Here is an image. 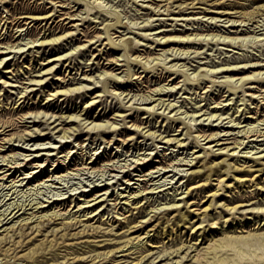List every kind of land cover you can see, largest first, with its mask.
Returning a JSON list of instances; mask_svg holds the SVG:
<instances>
[{
    "label": "rangeland",
    "instance_id": "obj_1",
    "mask_svg": "<svg viewBox=\"0 0 264 264\" xmlns=\"http://www.w3.org/2000/svg\"><path fill=\"white\" fill-rule=\"evenodd\" d=\"M92 1L95 4L92 3ZM257 1L258 0L0 1V44L3 43L2 45H5L6 42L10 40V43H14V41L15 43H18V41H20V44L14 48V50L16 49L18 52H9L0 56H7L3 63L9 59L8 68H14L13 74H15V76H12V73H6V75H3L0 71V76H2L0 77V122L7 120L8 123H11L10 126H7L8 130L6 134L9 132L17 133V137L13 138L10 142H4V140H1L3 134L0 133V144L4 145L0 151V155L2 154L0 156V168L2 167L3 170L8 171V174H6L4 178H0V264H57V262L61 264L60 261H65V263L63 262L62 264H126L131 261L134 256L140 254L141 243L144 241H148L147 243H150L151 245H148V247L151 248L144 253H147L146 257H150L148 258L149 261L151 259H153V261L155 260L154 264H194L195 262H193V258L189 259V257L198 250H193V252L190 253L191 255H188V253L195 247L200 249L201 247L210 244L215 238L223 235V230H228L227 232L229 234L236 236V238L231 239L229 245L226 246V251L230 254H225H229V256L234 255L238 258L243 255L245 256L241 261H238L237 259L234 261L233 259L229 264H252L250 263L251 260L254 262H258V260L264 261V237H261L260 235L247 236L246 231H240L241 229L238 228L239 226L245 225V229H247L249 227L248 225L251 224V229H249L251 232L264 231V226H262V228L260 227L258 230L252 228L257 225L253 224L256 220L257 222H262L264 220V174H261V177L255 179V182H257L255 184L252 180L249 181V179L253 178L256 173L254 172V169L260 167V163L264 161V135L257 136L256 138L254 137L253 139H251V136L246 139L243 135V131L246 130L248 125H255L257 123H255L253 118L248 117V115H253L254 117L255 115L258 116L260 114V119L264 117V82H247L242 88L238 87L236 88L237 90L233 91L231 85H226V82L222 81L227 79V77L232 76L231 73L221 72L216 73V75H211L209 72L205 73V70L202 69L206 67L209 69L217 68L220 70V66H228V63L232 65L239 63L243 64L244 62H248L246 65L264 63L263 26L258 27L260 30L256 34L254 31H250L246 34H239L238 37L233 40L232 37H234L235 34L228 33V29L234 30L236 27L229 26V28L226 29L224 26L219 25L220 29H218V25L214 27L212 24L211 27L209 24L207 27L211 29L203 31L204 33L201 35H197V37H205L202 41L198 40L197 43H189L183 46L173 43L158 45L156 42L138 35V33L144 34L145 32H150L151 34L148 36L152 37L157 30L173 28V25L168 24H163L153 29L142 28L144 22L146 23L147 19H151L150 17H195L203 19L215 15L217 18H225L226 16L231 19L253 17V19L258 18L260 20L262 18L261 16H264V5L258 6ZM53 3L57 9H60V12L54 11L55 14L52 17L53 19L50 18L47 19V21L44 19L41 20L40 23L38 21L39 19H36L30 24L24 25V28H22V26L14 25L13 22L16 19H13L19 16L20 13L18 12H20V10L22 11V9L26 10L28 8L40 9L45 6L47 12L54 13L52 10ZM164 3L171 5V9L175 12L165 14L166 11L164 10L162 14L159 12L152 13V8L150 7ZM99 4L102 6L100 5V7ZM145 5H149L150 7ZM162 8H164V6ZM179 8L181 10L185 9V12H182L181 10L178 11ZM191 9L193 11L189 12ZM99 10L101 11L99 12ZM207 10L209 11L207 12ZM210 11L215 12L213 13ZM68 13L76 14H72V18H68ZM258 15L261 16L259 17ZM80 17L85 18L79 19ZM21 19L22 18L19 20ZM61 21L66 23L63 28H61V25L59 24ZM177 21L185 24L183 20ZM158 22L159 21H155L154 23L158 24ZM166 22L174 24V21L171 19H166ZM110 23H115L109 27L110 32L114 31L113 38H117V40L120 38L119 43L127 41L128 46L126 49L123 48V45L114 48L111 44H107V39L104 38V36L106 35L105 29ZM222 23L226 24L224 21L220 20L216 22V24ZM49 24L51 28L54 27V35L70 31H73L74 34L64 38V40H60V42L56 43L53 48V44L39 46V42H36L37 46H35V42L31 43L34 38L42 39L41 35L45 30L44 27L49 26ZM75 24L77 25V29L72 27V25ZM55 25H57V27ZM174 27L182 28L183 26L174 25ZM185 27H197L199 28L198 30H201L204 27L206 28L205 25L202 24L201 26V23L196 22L192 25L186 24ZM240 27L241 25L237 28ZM251 28L253 27L251 26ZM258 28L256 27L255 30ZM83 29L84 32L86 30L85 33L83 32ZM102 29L103 32L100 31ZM48 32L49 30H47L46 33ZM152 32L154 34H152ZM95 33L102 34L99 40H96L97 37L93 36ZM220 33L221 35L218 36ZM10 34H12L13 37H9ZM225 34L228 37H225ZM255 35L258 37L256 38ZM8 37L10 39H8ZM89 38L91 39V42L87 41ZM137 39L139 40L138 42H136ZM27 42L29 43L26 44ZM175 48H178V52L177 50L175 52ZM133 49H135L136 52L132 53L131 58L134 55L140 54L143 58L141 62H131L128 64V62L124 60V56L126 57L127 54H130ZM187 50H191L190 54H187L189 53ZM145 51L148 53L146 54ZM172 52L174 54H172ZM161 53H164L167 56L165 64H162V59L157 63H155L156 58L152 60V57H161ZM59 54L62 58L60 60L61 62L59 61L55 64V68L58 69L55 75H53V73L47 74V77L45 76L46 79L42 84L30 85L27 92L22 90L25 95L23 92L18 93L22 86L27 84L23 82H28L26 77L29 76L30 70L32 71V75L37 74L38 71H36L35 68L37 69L39 65H42L40 62H43V64L47 62V59H43L44 57L52 59ZM178 54H181L182 57L180 55L178 56ZM106 57L108 59L110 57H119V60L116 62L118 64L115 65L113 63L112 65H109ZM232 58H234V60ZM144 61H146L145 64H142ZM54 63L55 62H53V64ZM172 63H177L178 68L183 70L180 73H172L169 70L162 68L166 65L167 69H169L168 66ZM112 67H114L113 70L111 69ZM102 69L113 71L115 74L117 73L116 75L119 77L121 76V79L119 78L120 80L118 81L115 79L116 82L114 79L112 80L110 78H104V76L102 77L101 74H98L102 72ZM258 69L264 71V67ZM3 70H5V68ZM83 70L87 73H84ZM125 70H127V72ZM90 75L91 81L82 79V77L86 76L89 78ZM241 75L242 73L233 74V77H235L230 80L233 81ZM9 76H12V78H8ZM56 77L61 78V81H64L62 83L63 86L59 85L61 81L59 82V79H55ZM75 77L76 79H74ZM170 78H174V80H169ZM2 79L8 80L11 85L13 83L18 86L7 85L6 83V85L4 83L2 84ZM20 80L22 81L20 82ZM92 81L95 82L92 83ZM81 83L87 84V87L90 88L88 90L86 87L85 89L80 88V91L77 89L75 91H68L65 94H56L55 96L49 94L57 89L74 87L75 85H81ZM57 84L59 85L58 87ZM174 84L176 85L174 86ZM247 86H258L260 89L248 88ZM159 87L164 88L161 91H155L153 89H160ZM167 87L171 90H168ZM32 88L33 90L30 91ZM109 88L110 91H108ZM102 89L104 92H102ZM96 91L101 93V95L95 98L96 102L93 100V103L95 104L93 106V103L89 102V104L88 101L92 99L91 97L94 96L93 94H95ZM106 92L109 93V95ZM220 94L221 96L216 98ZM21 95L23 96L20 97ZM148 95L152 96L153 99L158 98V100L151 102L153 99H148ZM113 96H115V98ZM226 97L227 99L223 100ZM228 97H231V99H228ZM159 98L162 100L164 99V103H174V106H170L166 109L164 107L166 104L163 103L162 105V102H160L161 104L159 103L157 107L155 105V108H158L157 112L161 111V113H163V111L166 110L165 112L167 115H165L164 112V116L167 118L157 117L156 114L144 112L142 110L144 107H149V105L151 106L154 102L156 103L159 101ZM123 100L125 102H123ZM218 100L222 101L217 105L219 107L213 108V106L216 105L215 102ZM231 100L232 102L230 103ZM118 101L121 105L117 104ZM139 105L140 107H136ZM161 105L163 107H160ZM200 107L202 109H198V111L195 110V108ZM32 109L33 111H44L40 113L41 117L39 116L36 118L37 122H32V117H28L29 113L24 119L20 118V115L23 112L32 111ZM192 109L194 110L192 111ZM256 109L260 112L259 114L254 113ZM201 110L206 113L202 114L201 118L200 116H197L198 118L195 116L197 119L195 122L192 114H201L203 113ZM241 111L244 113L242 114ZM45 112H47L48 120L46 116L43 115ZM114 112L117 115L118 113L121 115L123 113L124 116H117ZM210 112L219 113L212 116V118L209 117L211 120L204 119L211 114ZM53 113L55 116H51ZM67 114H80L78 116L79 119H75V122H70L65 125L76 126L78 130L75 131L76 133H68V137H61L62 133L57 132V129L55 130V128H52L53 125L60 121V119H57L55 122L51 121L57 117V115ZM48 115L50 116V119ZM176 115L178 117H176ZM189 115L192 117L190 118ZM218 115H221V118H217ZM229 117L232 118L233 121H229ZM79 120L83 123H80ZM133 121L137 122L136 124L139 126H142L138 127V129L135 125H132ZM93 122H103V124L99 127L95 126L94 129V127L92 128ZM111 122L113 125H117V128H114V126L110 124ZM190 122L191 124L188 125L187 123ZM84 123H86V125ZM108 123L109 125H106ZM231 124L233 125L231 126ZM45 125H49L50 127ZM261 125L259 128L263 127L262 129H264V123ZM78 126L83 128L79 129ZM239 126L243 128H238ZM28 127L31 129L32 127H36L38 130L41 128V131L48 135L42 139L32 138L31 135L24 133L30 129H28ZM179 127L181 129H179ZM188 128L189 130L191 129L189 132ZM199 128L206 132L220 131V135L222 136L220 142H224L222 144L214 145L216 141L204 143L207 139L200 140L204 146H207L208 144L213 145V148H218L219 146H224L226 144L233 146V144L229 142L234 141L235 138L240 139L242 142L239 144L240 146L238 145L236 148L232 149H236L235 152L237 155L232 158H230V155L228 158L229 161L241 167V171L235 172L234 176L242 180H235L234 185L236 186L233 188L234 191L233 189L231 191H222L223 194L216 198V202L218 203L215 202L212 208L207 210L208 214L204 220H197L198 216L195 212H186L189 213L187 219L190 217V220L187 222V220L179 219V211L175 208L178 207L182 211H185L183 207L184 199L191 197L186 192V185H189L188 182L194 175L191 174L190 171L194 168H198L202 164L204 158L205 160L208 158V156H203L204 153L202 155L203 151L199 148L200 146L194 145L193 134L197 133L198 131L195 130ZM53 129L55 131H53ZM106 129H108V131H106ZM240 129L242 130V132L240 131L241 134L239 133ZM52 131L54 133H52ZM147 131L149 132L148 134ZM182 131L185 132L183 133ZM225 132L226 134L222 135V133ZM143 133L145 134L143 135ZM33 135L36 136L38 133H34ZM162 135L165 136V138L168 136H177V138L183 137L185 145L177 146V143H168V145L164 142L165 138L164 140L161 138ZM187 135L190 136L188 137ZM186 136L187 138H184ZM50 145L55 147L46 148ZM36 154L38 155L35 157ZM259 155L261 156L260 158ZM194 156H196V158H194ZM161 159L163 162H158V160ZM189 159H192L191 163H196L192 168H189L191 164H184V161H188ZM220 159L221 157H218L215 160L218 161ZM30 160L31 163L28 162ZM166 160L169 163H172L169 164ZM133 162L135 163L133 164ZM30 164L32 165L30 166ZM126 165L128 166L127 168ZM160 166H163L164 168L166 167L168 170L165 168V170L161 169L160 171H157ZM154 167H156V169ZM243 167L250 170L243 169ZM181 168L182 170H180ZM30 170H32V172ZM163 171L166 172L163 174ZM23 173H25V176ZM60 173H62V175ZM67 173L70 175L68 176ZM14 177H16V180ZM199 177L200 176L196 177V179H199ZM202 178L203 177L201 176L200 182H203ZM16 182H18V184ZM229 182H234V179L229 180ZM211 183L209 186L201 187V195L200 193L198 195V197L200 196V199L198 197L195 199H189L195 201L199 199L191 206V208L203 209L207 206L209 200L206 199L209 196L208 194L215 190L216 180L213 179ZM194 193L195 190L193 191V195ZM95 195L97 197H95ZM91 198H93V200ZM223 202L225 203L223 204ZM237 203L247 204L240 206L237 209L238 211H233V209H231L232 211L228 210L229 207H232ZM54 212H57V215H54ZM48 215L49 217L53 216L50 219L51 221L47 219ZM200 216L202 218V214ZM76 220H78V222H75ZM69 221L71 222V225L66 224L69 223ZM190 222L195 223V226L199 225L201 227H191ZM140 227L141 229H138ZM22 228L25 230V233L20 235L23 231ZM162 229L165 230L164 233H161ZM138 234H140L141 238H134L133 244L127 243L123 246V242L127 238L135 237ZM141 239L142 241L140 243H136L137 240ZM189 245H193V248H189ZM45 246L47 248L51 247V251H54V253H47V250H45L43 255L40 254L35 257V261H32L30 257L26 256V253L29 254L31 249H33L32 253L36 251V249H38L37 251L39 253ZM178 247L181 248L176 249ZM111 249L113 250L111 251ZM106 251H108L107 256H105V254L96 256L98 252ZM199 251L202 252L203 249L201 248ZM66 252H71V254H68L65 258L63 257V254ZM53 254L57 260L53 257ZM74 255L77 256L72 258ZM146 257L138 264H148V259L146 260ZM67 259L68 261L66 262ZM120 260L123 262H119ZM177 260H179V262L176 263ZM134 262L135 259L129 264H133Z\"/></svg>",
    "mask_w": 264,
    "mask_h": 264
},
{
    "label": "bare ground",
    "instance_id": "obj_2",
    "mask_svg": "<svg viewBox=\"0 0 264 264\" xmlns=\"http://www.w3.org/2000/svg\"><path fill=\"white\" fill-rule=\"evenodd\" d=\"M0 1H2V2H4V0H0ZM100 1V0H99ZM256 1V0H255ZM95 2H97V1H95ZM258 2V6H263L264 5V0H258L257 1ZM92 3H94L93 1H92ZM2 4V3H1ZM21 4H22V2H21ZM31 4V3H30ZM95 4V3H94ZM34 5V4H33ZM101 4H99V6H100ZM23 6V5H22ZM52 10H53V12L55 11V12H60V9H57L55 6H54V3L52 4ZM89 6V5H88ZM102 6V5H101ZM100 6V7H101ZM143 6V5H142ZM145 6H148V7H150L149 5H145ZM164 6V8H162ZM41 7V6H40ZM90 7H91V5H90ZM93 7V6H92ZM96 7H97V5H96ZM100 7H98V8H100ZM88 8V7H87ZM150 8H152L151 9V11H152V13H157V12H159L160 14H162L163 12H164V10L166 11V13L165 14H170L171 12H175L173 9H171V5H168V4H166V3H164V4H158V5H156V6H154V7H150ZM19 9V8H18ZM104 9V8H103ZM155 9H156V11H155ZM106 10V9H105ZM181 9L179 8L178 9V11H180ZM45 11H46V13H45ZM88 11H89V9H88ZM101 10H99V12H100ZM182 12L184 11L185 12V9L184 10H181ZM193 10L191 9L189 12H192ZM209 10H207V12H208ZM55 12L54 13H52V12H47V9H45V6L43 7V8H40V9H38V8H28V9H26V10H23L22 9V11L20 10V12H18V13H20L19 14V16L17 17V18H14L13 20H15L13 23H14V25H17V26H22V28H24L23 26L24 25H27V24H30L33 20H36V19H39L38 21H39V23H40V21L41 20H44V19H46V21H47V19H50V18H52L53 17V15L55 14ZM95 12V11H94ZM177 12V11H176ZM210 12H215V11H210ZM78 13V12H77ZM93 13V12H92ZM69 14V13H68ZM72 14L73 15H75L76 13H70L69 15H68V18H70L71 16H72ZM98 14V13H97ZM104 14V13H103ZM59 15V14H58ZM203 15H205V14H203ZM223 15V14H222ZM259 17L261 16V15H258ZM55 17V16H54ZM101 17V16H100ZM106 17V16H105ZM262 18L259 20L258 18L257 19H253V17L251 18H243V17H239V19L237 18V19H231V18H228V16H226L225 18H220V17H216L215 15H211V16H208V17H206V18H195V17H166V18H163V17H150L151 19H147L146 20V23L144 22V24L142 25V28H147V29H153V28H157V27H159L160 25H163V24H165V25H173V28L171 27V28H169V29H160V30H157L156 32H152V34H154V35H152V37H149L148 35L149 34H151L150 32L148 33V32H145L144 34H142V33H138V35L139 36H144V38L146 37L147 39H150V40H152V41H154V42H156L158 45H166V44H171V43H173V44H178L179 46L180 45H186V44H193V43H197V41L199 40V41H202V39H204L205 37H203V38H201V37H197V35H201L202 33H204L203 31H205V30H209V29H211V28H209V27H207V25H209L210 24V26L213 24V26L215 27L216 25H218V29H220L219 28V25H222V26H224L226 29H228L229 28V26L230 27H236L234 30L232 29V30H229L228 29V33L230 32V33H234L235 34V36L234 37H232L233 38V40H234V38H237L238 37V35L239 34H246L247 32H252V31H254V33L256 34L259 30H260V28H258L259 26H263V28H264V16H261ZM20 18H22L21 20H19ZM72 18V17H71ZM83 18H85V17H80L79 19H83ZM28 19H30V20H28ZM53 19V18H52ZM102 19H103V17H102ZM166 19H171L172 21H174V24L173 23H167L166 22ZM12 20V21H13ZM177 20H183L184 21V23L185 24H182V23H179ZM224 21L226 24H224V23H222V24H216V22L217 21ZM239 20V21H238ZM11 21V20H10ZM155 21H159L158 22V24L157 23H154ZM251 21V22H250ZM194 22H196V23H201V26H202V24L203 25H205L206 26V28L204 27L203 29H201V30H198L199 28H197V27H185L186 26V24H193ZM204 22H206V23H204ZM255 22V23H254ZM57 23V22H56ZM133 23V22H132ZM137 23V22H136ZM135 23V24H136ZM59 24L61 25V28H63L65 25H66V23H64V22H59ZM58 24V25H59ZM115 23H110L109 25H108V27H106V29H105V36H104V38H106L107 39V44H111V46H113L114 48L115 47H118V46H121V45H123V48H127V41L126 42H124V43H119V41H120V38L117 40V38H113L114 36V31L113 32H110L109 31V27L110 26H112V25H114ZM250 24V25H249ZM34 25H36V24H34ZM139 25V24H138ZM137 25V26H138ZM174 25H181V26H183L182 28H175L174 27ZM198 25V24H197ZM241 25V27L240 28H237L238 26H240ZM56 27H57V25H55ZM140 26V25H139ZM251 26L253 27V28H251ZM9 27V26H8ZM37 27V26H36ZM42 27H44V26H42ZM53 27V26H52ZM72 27H74V28H76L77 29V25L75 24V25H72ZM212 27V26H211ZM256 27L258 28L257 30H255L256 29ZM10 28V27H9ZM54 28V27H53ZM53 28H51V26H50V24H49V26H45L44 27V32H43V34L41 35V37H42V39H40V38H34V39H32V41H31V43H34V44H36V42H39L38 43V45L39 46H44V45H48V44H53V46H52V48L54 47V45H56V43H58V42H60V40H64V38H67V37H69V36H72L74 33H73V31H70V32H62L63 34H59V35H54V29ZM97 28V27H96ZM114 28V27H113ZM79 29V28H78ZM47 30H49V32L48 33H46L47 32ZM100 31H102L103 32V29L102 30H100ZM149 31V30H148ZM213 31V30H212ZM212 31H211V33H212ZM227 31V30H226ZM10 32V31H9ZM22 32V31H21ZM34 32V31H33ZM83 32H84V29H83ZM85 32H86V30H85ZM84 32V33H85ZM87 32H89V31H87ZM221 32V31H220ZM28 33H29V31H28ZM217 33V32H216ZM216 33H215V36H216ZM218 33H219V31H218ZM20 34V33H19ZM89 34V33H88ZM96 34V35H95ZM93 36L94 37H97L96 38V40H99L100 38H101V33L100 34H97V33H95ZM206 34V33H205ZM22 35V34H21ZM155 35H158V36H155ZM207 35V34H206ZM219 35H221V33L220 34H218V36ZM223 35V34H222ZM233 35V34H232ZM13 37V35L12 34H10L9 35V37ZM194 36V37H193ZM224 36V35H223ZM227 35L225 34V37H226ZM231 36V35H230ZM256 36V35H255ZM8 37V39H10ZM228 37V36H227ZM258 36H256V38H257ZM244 38V37H243ZM250 38V37H249ZM252 38H253V35H252ZM255 38V37H254ZM260 38V37H259ZM7 39V40H8ZM13 39V38H12ZM231 39V38H230ZM229 39V40H230ZM242 39V38H241ZM16 40V39H15ZM86 40V39H85ZM91 39L89 38L87 41H90ZM129 40H131V39H129ZM213 40V39H212ZM217 40V39H216ZM232 40V41H233ZM243 40H245V39H243ZM248 40H250V39H248ZM258 40V39H257ZM11 41V40H10ZM10 41H8V42H6V44L5 45H2V44H0V56L2 55V54H7V53H9V52H18V50H14V48L16 47V46H18L19 44H20V41H18V43L16 42L15 43V41H14V43H10ZM139 40L137 39L136 40V42H138ZM256 41V40H255ZM1 42V41H0ZM4 42V41H3ZM91 42V41H90ZM133 42H134V40H133ZM135 42V43H136ZM253 42V41H252ZM29 42H27L26 44H28ZM199 43V42H198ZM201 43V42H200ZM219 43V42H218ZM230 43V42H229ZM233 43V42H232ZM137 44V43H136ZM142 44V43H141ZM138 45H139V43H138ZM25 46V45H24ZM35 46H37V44L35 45ZM170 46V45H169ZM31 47V46H30ZM173 47V46H172ZM189 47H191V46H189ZM19 48V47H18ZM122 48V47H121ZM120 48V49H121ZM132 48V47H131ZM170 48V47H169ZM88 49V48H87ZM124 49V50H125ZM162 49V48H161ZM164 50V49H163ZM162 50V51H163ZM175 50V52H176V50H177V52H178V48L176 49H174ZM174 50L172 49V51L174 52ZM106 51V50H105ZM181 51V50H180ZM184 51V50H183ZM183 51H182V53H183ZM186 51V50H185ZM189 50H187V52H188ZM191 51V50H190ZM190 51H189V53H187V54H190ZM197 51V50H196ZM134 52H136V50L135 49H133L132 50V52L130 53V54H127L126 55V57L124 56V60L126 61V62H128V64L129 63H131V62H134V63H136V62H141V60H142V58L143 57H141L140 55H134L132 58H131V56H132V53H134ZM146 52V51H145ZM172 52V54H174ZM107 53V52H106ZM148 52H146V54H147ZM195 53H197V52H195ZM199 53V52H198ZM166 54H167V52H166ZM170 54V53H169ZM171 54V55H172ZM8 55H10V54H8ZM109 55V54H108ZM123 55V54H122ZM145 55V54H144ZM150 55V54H149ZM160 55H162L161 57H159V56H156V57H152V60H154L155 58H156V60H155V63H157L159 60H161L162 59V64H165L166 62H165V60H166V58H167V56L164 54V53H161ZM181 56L182 57V55L181 54H178V56ZM185 55H186V53H185ZM107 56V55H106ZM110 56V55H109ZM111 56H113V55H111ZM176 56V55H175ZM244 56V55H243ZM53 57V56H52ZM151 57V56H150ZM174 57V56H173ZM184 57V56H183ZM186 57V56H185ZM7 58V56H3V57H0V71L3 73V75H6V73H12V76H15V74H13V69H9L8 68V60L7 61H5L4 63H3V61L5 60ZM61 55L59 54L58 56H55L54 58H52V59H50V58H47V57H44L43 59H47V62L45 63V64H43V62H40V64H42V65H39V67L36 69L35 68V70L36 71H38V73L37 74H35V75H32V71L30 72L29 71V76H27L26 77V79H28V82H23V83H27V84H24V86H22V88L18 91V93L20 92H23L22 90H24V92H27L28 90H29V87H30V85H35V84H42L43 83V81L46 79V75L47 74H52L53 73V75H55L56 74V71L58 70V69H56L55 68V64H56V62H59L60 60H61ZM107 58V57H106ZM137 60H136V59ZM145 58H146V56H145ZM179 58V57H178ZM189 58V57H188ZM242 58V57H241ZM250 58V57H249ZM108 59V58H107ZM233 60H234V58H232ZM231 59V60H232ZM247 59V58H246ZM119 60V57H110L109 59H108V62H109V65H112L113 63L115 64V65H117L118 63H116L117 61ZM151 60V61H152ZM225 60V59H224ZM149 61V60H148ZM212 61V60H211ZM240 61V60H239ZM53 62H55L54 64H53ZM61 62V61H60ZM145 62L146 61H144L142 64H145ZM215 62H218V61H215ZM3 63V65L1 66V64ZM97 63H99V62H97ZM213 63V62H212ZM218 63H220V62H218ZM223 63V62H222ZM226 63V62H225ZM232 63H233V61H232ZM248 62H244L243 64L241 63H239V64H234V65H232V64H229L228 63V66L226 65H223V66H220L221 67V69L220 70H218L217 68L216 69H209V68H206V67H204V68H202L203 70H205V73H207V72H209L211 75H216V73H221V72H229V73H231L232 74V76H230V77H227V79H225V80H222L223 82H226V85L227 84H229V85H231L232 86V88H233V91L234 90H237L236 88H238V87H243L244 85H245V83H247V82H256V83H261V82H264V71H260L258 68H260V67H264V63H259V64H248V65H246ZM185 64V63H184ZM103 65V64H102ZM11 66V65H10ZM87 66V65H86ZM32 67H33V65H32ZM35 67V66H34ZM115 67V66H114ZM114 67H112L111 69L113 70L114 69ZM130 67V66H129ZM128 67V68H129ZM215 67V66H214ZM5 68V70H3ZM29 68V67H28ZM162 68H164L165 70H169L170 72H172V73H180L183 69H179L178 68V66H177V63H172V64H170L169 66H168V68L169 69H167V66L166 65H164ZM32 69V68H31ZM88 69V68H87ZM132 69V68H131ZM201 69V70H202ZM253 69H255V70H253ZM256 69H258V70H256ZM34 70V71H35ZM86 70V69H85ZM253 70V71H252ZM61 71V70H60ZM84 71V70H83ZM126 72H127V70H125ZM129 71V70H128ZM250 72V73H249ZM84 73H87V72H85L84 71ZM132 73V72H131ZM236 73H242V75L239 77H237V78H235L233 81L232 80H230V79H233L234 77H233V74H236ZM99 75L101 74V76L103 77L104 76V78H110V79H116L117 81L118 80H120L121 78V76L119 77V76H117L115 73H113V71H108V70H105V69H102V72L101 73H98ZM85 75H87V74H85ZM98 75V76H99ZM128 75V74H127ZM189 75V74H188ZM12 76H9L8 78H12ZM31 76V77H30ZM33 76V77H32ZM46 76V77H45ZM132 76V75H131ZM0 77H2V76H0ZM90 77H91V75L89 76V78H87V76L86 77H82V79H85V80H88V81H91L90 80ZM93 77V76H92ZM177 77V76H176ZM189 77V76H188ZM72 78V77H71ZM120 78V79H119ZM55 79H59V82L61 81V78H55ZM65 79V78H64ZM74 79H76V77L74 78ZM97 79H99V78H97ZM101 79H103V78H101ZM164 79V78H163ZM63 80V79H62ZM100 80V79H99ZM99 80H97V81H99ZM115 80V81H116ZM169 80H174V78H170ZM213 80H215V79H213ZM235 80H237V81H235ZM17 81V80H16ZM22 80H20V82H21ZM116 81V82H117ZM64 81H61L60 82V86L62 85L63 86V83ZM93 82H95V81H92V83ZM2 84L4 83H6L7 85L9 84V82H8V80H3L2 79V82H1ZM80 83V82H79ZM90 83V82H89ZM109 83H110V81H109ZM120 83V82H119ZM5 84V85H6ZM56 84V83H55ZM65 84V83H64ZM111 84V83H110ZM9 85H11V83L9 84ZM58 84H57V87L59 86ZM96 85V84H95ZM107 85V84H106ZM176 84H174V86H175ZM11 86H18V85H16V84H13L12 83V85ZM85 87L87 88V90L90 88V87H87V84H82L81 83V85L79 84V85H75L74 87H66V88H61V89H57V90H55V91H53V92H51V93H49V94H51V95H53V96H55L56 94H65V93H67L68 91H72V90H79L80 88H84L85 89ZM248 88H254V89H260L258 86H254V87H251V86H247ZM106 88V87H105ZM108 88V87H107ZM150 88V87H149ZM156 88V87H155ZM155 88H153L155 91H161V90H163V88H161V87H159L160 89H155ZM168 88V87H167ZM153 89H152V91H153ZM33 90V88L32 89H30V91H32ZM101 90V89H100ZM103 90V89H102ZM166 90V89H165ZM168 90H171V89H169L168 88ZM229 90V89H228ZM239 90V89H238ZM80 91V90H79ZM84 91V90H83ZM92 91H94V90H92ZM107 91V90H106ZM108 91H110V88H109V90ZM17 92V91H16ZM24 92H23V94H24ZM102 92H104V90L102 91ZM107 93V92H106ZM111 93V92H110ZM117 93V92H116ZM156 93V92H155ZM234 93V92H233ZM260 93V92H259ZM261 93H263V92H261ZM108 95H109V93H107ZM112 94H113V91H112ZM118 94V93H117ZM120 94V93H119ZM150 94V93H149ZM172 94V93H171ZM20 95V94H19ZM25 95V94H24ZM28 95V94H27ZM94 96H92L91 98L92 99H90V101H88V103L89 102H91V103H93V100L95 101V98L97 97V96H99V95H101V93H98L97 91L95 92V94H93ZM103 95H105V94H103ZM126 95V94H125ZM124 95V96H125ZM146 95H147V93H146ZM146 95H144V96H146ZM217 95V94H216ZM23 95H21L20 97H22ZM118 96V95H117ZM122 96V95H121ZM143 96V95H142ZM152 96L154 97V95L152 94ZM152 96H150V95H148V99H153V97ZM221 96V94L219 95V96H217L216 98H219ZM250 96H251V94H250ZM114 98H115V96H113ZM126 97V96H125ZM161 97V96H160ZM168 97V96H167ZM174 97V96H173ZM54 98V97H53ZM119 98V97H118ZM121 98V97H120ZM165 98V97H164ZM87 99V98H86ZM124 99V98H123ZM137 99V98H136ZM214 99V98H213ZM213 99H212V101H213ZM227 99V97L226 98H224L223 100H226ZM228 99H231V97H228ZM241 99H243V98H241ZM249 99V98H248ZM122 100V99H121ZM135 100V99H134ZM156 100H158V98H154L153 100H151V102L152 101H156ZM172 100V99H171ZM200 100V99H199ZM211 101V102H212ZM96 102V101H95ZM122 102V101H121ZM123 102H125L124 100H123ZM131 102V101H130ZM160 102H162V105H163V103H164V99L162 100V99H160L159 98V101H157L156 103L154 102V104H152L151 106L149 105V107H144L142 110L144 111V112H149V113H152V114H156L157 115V117H163V118H167V117H165L164 116V112L166 111H163V113H161V111H159V112H157V109L158 108H155V105H156V107H157V105L160 103ZM192 102V101H191ZM209 102V101H208ZM222 101L221 100H218V101H216L215 102V104L216 105H214L213 106V108H216V107H219V106H217L219 103H221ZM232 102V100L230 101V103ZM129 103V102H128ZM133 103V102H132ZM194 103V102H193ZM39 104V103H38ZM86 104V103H85ZM90 104V103H89ZM117 104H120L119 103V101H118V103ZM116 104V105H117ZM124 104V103H123ZM126 104V103H125ZM161 104V103H160ZM164 104H166V106H164L165 107V109L166 108H169L170 106H174V103H171V102H167V103H164ZM225 104H227V103H225ZM236 104V103H235ZM88 105V104H87ZM95 104L93 103V106H94ZM121 105V104H120ZM127 105V104H126ZM160 106V107H163V106ZM237 105V104H236ZM247 105V104H246ZM125 106V105H124ZM130 106V105H129ZM128 106V107H129ZM208 106V105H207ZM86 107V106H85ZM132 107H133V105H132ZM136 107H140V105L139 106H136ZM196 107H197V105H196ZM229 107V106H228ZM236 107V106H235ZM235 107H233V108H235ZM34 108H35V106H34ZM179 108V107H178ZM202 108H203V106H202ZM201 107L200 108H195V110L196 111H198V109H202ZM238 108V107H237ZM37 109V108H36ZM82 109V108H81ZM85 109V108H84ZM83 109V110H84ZM133 109H134V107H133ZM132 109V110H133ZM136 109V108H135ZM163 109V108H162ZM177 109V108H176ZM175 109V110H176ZM208 109H209V107H208ZM210 109H212V108H210ZM231 109V108H230ZM236 109V108H235ZM27 110V109H26ZM29 110V109H28ZM139 110V109H138ZM161 110V109H160ZM169 110V109H168ZM178 110V109H177ZM194 109H192V111H193ZM255 110V109H254ZM262 110V109H261ZM264 110V109H263ZM7 111V110H6ZM87 111V110H86ZM202 111V110H201ZM208 111V110H207ZM214 111H215V109H214ZM42 112H44V111H42V110H39V111H33V109H32V111L30 110V111H25V113L23 112L21 115H20V118L21 119H24V117L29 113V116L28 117H32V122H37V120H36V118L37 117H39L40 116V113H42ZM53 112V111H52ZM80 112H81V110H80ZM184 112V111H183ZM203 112V111H202ZM242 112V111H241ZM49 113V112H48ZM76 113V112H75ZM79 113V112H78ZM115 113V112H114ZM127 113V112H126ZM192 113V112H191ZM199 113V112H198ZM201 113V112H200ZM206 112H203V113H201V114H198V115H195V114H192V116H193V120L196 122L197 121V119L195 118V116L197 117V116H200V118H201V115L202 114H205ZM211 114H209V116L208 117H205L204 119H210V118H212V116H215V115H217L218 113L217 112H210ZM244 112H242V114H243ZM254 113H257V114H259L260 112H258L257 111V109H256V111L254 112ZM3 114V113H2ZM116 114V113H115ZM169 114V113H168ZM173 114V113H172ZM171 114V115H172ZM175 114V113H174ZM186 114V113H185ZM189 114V113H188ZM42 115V114H41ZM43 115H45L46 116V118H47V112H45V113H43ZM42 115V116H43ZM80 115V114H79ZM79 115H75V114H67V115H57V117H55L51 122H55L57 119H60V121H58V123H56L55 125H53V127L52 128H55V130L57 131V132H61L60 134H61V137H68L69 136V134L68 133H74L75 131H77L78 129L76 128V126H65L67 123H73V122H75L76 120L75 119H77L78 118V116ZM117 115V114H116ZM118 115H120V116H124L123 115V113H122V115L121 114H119L118 113ZM117 115V116H118ZM165 115H167V113L165 112ZM170 115V116H171ZM260 115V114H259ZM259 115L258 116H254L253 117V115H248V117H251V118H253V120L255 121V125L253 124V125H248L247 126V128H246V130L245 131H243V135H244V137H246V139H248V137H252L251 139H253L254 137L256 138L257 136H261V135H264V131H262V130H264V129H262V128H259L260 127V125L261 124H263L264 123V115L262 116L263 118H259ZM49 116V115H48ZM51 116H55L54 115V113L51 115ZM191 116V117H192ZM223 116V115H222ZM1 117V116H0ZM5 117H7V116H5ZM41 117V116H40ZM152 117V116H151ZM169 117V116H168ZM176 117H178L177 115H176ZM189 117H190V115H189ZM190 117V118H191ZM210 117V118H209ZM228 117V116H227ZM7 118H9V117H7ZM83 118V117H82ZM185 118V117H184ZM198 118V117H197ZM217 118H221V115L219 116H217ZM217 118H216V120H217ZM223 118H225V117H223ZM230 118V117H229ZM5 119V118H4ZM43 119V118H42ZM49 119H50V116H49ZM79 119V118H78ZM137 119V118H136ZM173 119V118H172ZM47 120H48V118H47ZM81 120V119H80ZM80 120H79V122H80ZM115 120V119H114ZM131 120V119H130ZM133 120H134V118H133ZM181 120H182V118H181ZM186 120V119H185ZM190 120V119H189ZM211 120V119H210ZM213 120V119H212ZM220 120H223V119H220ZM235 120V119H234ZM237 120H239V119H237ZM91 121V120H90ZM129 121V120H128ZM144 121V120H143ZM150 121V120H149ZM164 121H165V119H164ZM187 121H188V116H187ZM192 121V120H191ZM229 121H233V119L232 118H230L229 119ZM45 122V121H44ZM78 122V121H77ZM76 122V123H77ZM85 122V121H84ZM109 122V121H108ZM117 122H118V120H117ZM145 122V121H144ZM146 122H148V121H146ZM225 122V121H224ZM240 122V121H239ZM80 123H83V122H80ZM137 122H135V121H133V123H132V125H135L137 128L138 127H141V126H139L138 124H136ZM164 123V122H163ZM176 123V122H175ZM208 123V122H207ZM26 124V123H25ZM85 125H86V123H84ZM103 124V122L102 123H100V122H93L92 123V128L94 127V129H95V126H97V127H99L100 125H102ZM111 125H113L112 124V122L110 123ZM140 124V123H139ZM147 124V123H146ZM150 124V123H149ZM188 125L189 124H191V122L190 123H187ZM193 124V123H192ZM194 124H196V123H194ZM203 124V123H202ZM246 124V123H245ZM249 124H251V123H249ZM10 126L11 125V123H8V121L7 120H3L2 122H0V128H1V130H0V133H2L3 135H2V137H1V140H4V142H10L13 138H16L17 136H16V134L17 133H15V132H9V133H7L6 134V132H7V130H8V128H7V126ZM33 125H34V123H33ZM106 125H109V123L108 124H106ZM168 125V124H167ZM197 125V124H196ZM208 125V124H207ZM233 124H231V126H232ZM45 126H48V127H50L49 125H45ZM81 126V125H80ZM114 126V128H117L116 126L117 125H113ZM135 126H133L134 128H136ZM143 126H144V124H143ZM171 126V125H170ZM178 126V125H177ZM191 126V125H190ZM200 126V125H199ZM203 126V125H202ZM201 126V127H202ZM210 126V125H209ZM223 126V125H222ZM244 126V125H243ZM261 126H263V125H261ZM37 127V126H36ZM33 128L32 127V129L30 128V127H28V131H25L24 133H26V134H28V135H31V137L33 138H36V139H42V138H44V137H46L48 134H45L44 132H42L41 131V128H40V130H38V128ZM86 127V126H85ZM109 127V126H108ZM145 127H146V125H145ZM182 127V126H181ZM194 127H195V125H194ZM211 127V126H210ZM220 127V126H219ZM236 127V126H235ZM241 126H239L238 128H240ZM7 128V129H6ZM78 128L80 129V128H83V127H79L78 126ZM91 128V129H92ZM101 128H102V126H101ZM105 128H106V126H105ZM112 128V127H111ZM178 128V127H177ZM183 128V127H182ZM186 128V127H185ZM193 128V127H192ZM237 128V129H238ZM241 128H243V127H241ZM245 128V127H244ZM88 129V128H87ZM100 129V128H99ZM113 129V128H112ZM130 129V128H129ZM139 129V128H138ZM150 129V128H149ZM174 129V128H173ZM172 129V130H173ZM179 129H181L180 127H179ZM49 130V129H48ZM54 129H53V131H55ZM86 130V129H85ZM114 130V129H113ZM132 130H134V129H132ZM146 130H147V128H146ZM145 130V131H146ZM157 130V129H156ZM170 130V129H169ZM191 130V129H190ZM189 130V128H188V132L190 131ZM194 130V129H193ZM217 130V129H216ZM52 131V133H54ZM98 131V130H97ZM104 131V130H103ZM106 131H108V129H106ZM167 131V130H166ZM195 131H198L197 133H194L193 135H194V145L195 146H200L199 148L200 149H202V155H203V153H204V157H206V156H208V158L205 160V158H204V160H203V162H202V164L198 167V168H194V169H192L191 171H190V173L191 174H194L193 176H192V178H191V180L188 182V186L186 185V192L188 193V195L189 196H191V197H188V198H185L184 199V197H183V199H184V204H183V207H184V209H185V211H182L181 209H179L178 207H176L175 209L176 210H178L179 212H178V215L180 216L179 217V219L180 220H182V219H184V220H187V222L190 220V217L187 219V216H189V213H186V212H195L196 214H197V216H198V218H197V220L198 219H202V220H204V218L207 216V214H208V212H207V210H210L211 208H212V206L215 204V202L217 201L216 200V198L217 197H219V196H221L222 194H223V192L222 191H231L236 185H234L235 184V180H242V179H239V178H237V177H235L234 175V173L235 172H238V171H241V167H239V166H237V165H235V163H233V162H231V161H229V156H230V158H232L233 156H236L237 155V153L235 152L236 151V149H234V150H232L233 148H236L239 144H241L242 142L240 141V139H234V141H231V142H229V143H232L233 144V146L231 145L230 146V144H226V145H222V146H219L218 148H213V145H211V144H208L207 146H204L203 145V143H201L200 142V140H206L207 139V141L206 142H204V143H207V142H209V141H216L215 142V144L214 145H216V144H222V143H224V142H220V139H221V133H220V131H216V132H206L205 130H203V129H197V130H195ZM240 131L242 132V130L240 129L239 130V133H240ZM141 132V131H140ZM183 133L185 132V131H182ZM236 132H237V130H236ZM34 133H38V135H36V136H34L33 134ZM76 133V132H75ZM89 133H90V131H89ZM99 133H100V130H99ZM149 132L147 131V134H148ZM154 133V132H153ZM159 133H161V132H159ZM159 133H155V134H159ZM168 133V132H167ZM20 134H21V132H20ZM19 134V135H20ZM107 134V133H106ZM145 133H143V135H144ZM177 134V133H176ZM224 134H226V132L225 133H222V135H224ZM230 134V133H229ZM241 134V133H240ZM103 135V134H102ZM150 135V134H149ZM184 135V134H183ZM191 135V134H190ZM189 135V136H190ZM242 135V136H243ZM23 136V135H22ZM156 136V135H155ZM158 136H160V135H158ZM188 136V135H187ZM187 136L186 137H184V138H187ZM188 136V137H189ZM218 136V137H217ZM20 137V136H19ZM264 137V136H263ZM21 138V137H20ZM161 138H163V140H164V138H165V136H161ZM182 138V139H181ZM181 138H177V136H171V137H166L165 138V140H164V142L166 143V144H168V143H177V146H184L185 145V140H183V137H181ZM193 138V137H192ZM226 138H228V137H226ZM242 138V137H241ZM262 138V137H261ZM19 139V138H18ZM131 139V138H130ZM160 139V138H159ZM259 139H260V137H259ZM263 139V138H262ZM20 140H22V139H20ZM24 140V139H23ZM112 140V139H111ZM122 140V139H121ZM120 140V141H121ZM124 140V139H123ZM187 140V139H186ZM243 140V139H242ZM255 140V139H254ZM3 142V141H2ZM40 142V141H39ZM244 142V141H243ZM249 142V141H248ZM42 143V142H41ZM44 143V142H43ZM121 143V142H120ZM226 143V142H225ZM227 143H228V141H227ZM36 144V143H35ZM193 144V143H192ZM32 145V144H31ZM169 145V144H168ZM173 145V144H172ZM206 145V144H205ZM21 146V145H20ZM240 146V145H239ZM2 147H4V145L3 144H0V151L2 150L1 148ZM55 147V146H54ZM53 146H48V147H46V148H54ZM67 147V146H66ZM30 148V147H29ZM40 148V147H39ZM181 148V147H180ZM158 149V148H157ZM194 149V148H193ZM217 149H220V150H217ZM29 150V149H28ZM70 150V149H69ZM199 150V149H198ZM240 150V149H239ZM239 150H238V152H239ZM76 151V150H75ZM158 151V150H157ZM165 152V151H164ZM173 152V151H172ZM192 152V151H191ZM7 153V152H6ZM13 153H15V152H13ZM32 153V152H31ZM39 153V152H38ZM50 153V152H49ZM83 153V152H82ZM149 153H150V151H149ZM152 153V152H151ZM194 153V152H193ZM192 153V154H193ZM30 154V153H29ZM33 154V153H32ZM35 154V153H34ZM45 154H47V153H45ZM140 154H142V153H140ZM264 154V153H263ZM2 155V154H1ZM0 155V156H1ZM5 155V154H4ZM4 155H3V157H4ZM9 155V154H8ZM12 155V154H11ZM38 154H36L35 155V157L37 156ZM67 155V154H66ZM66 155H64V156H66ZM81 155V154H80ZM79 155V156H80ZM138 155V154H137ZM160 155H161V153H160ZM201 155V156H202ZM17 156V155H16ZM20 156V155H19ZM63 156V157H64ZM85 156V155H84ZM83 156V157H84ZM147 156V155H146ZM165 156V155H164ZM197 156V155H196ZM196 156H194V158H196ZM202 156V157H203ZM209 156H213V157H209ZM238 156H239V154H238ZM241 156V155H240ZM243 156V155H242ZM248 156V155H247ZM40 157V156H39ZM62 157V158H63ZM68 157V156H67ZM107 157V156H106ZM145 157V156H144ZM192 157V156H191ZM201 157V158H202ZM218 157H221V159L220 160H215L216 158H218ZM261 156L259 155V158H260ZM262 157H263V155H262ZM14 158V157H13ZM19 158V157H18ZM140 158V157H139ZM163 158V157H162ZM190 158V157H189ZM253 158H256V157H253ZM7 159V158H6ZM10 159V158H9ZM8 159V160H9ZM15 159V158H14ZM52 159V158H51ZM79 159V158H78ZM82 159V158H81ZM137 159V158H136ZM145 159V158H144ZM147 159V158H146ZM152 159H153V157H152ZM157 159V158H156ZM203 159V158H202ZM44 160H46V159H44ZM58 160V159H57ZM90 160V159H89ZM139 160V159H138ZM169 160V159H168ZM184 160V159H183ZM187 160V159H186ZM184 161V164H186V165H188V164H191L190 165V167L189 168H192L193 166H195L196 165V163H191L192 162V159H189L188 161ZM194 160V159H193ZM22 161V160H21ZM20 161V162H21ZM39 161V160H38ZM78 161V160H77ZM125 161V160H124ZM133 161H135V160H133ZM167 161V160H166ZM15 162H17V161H15ZM18 162H19V160H18ZM29 163H31V160L30 161H28ZM67 162V161H66ZM82 162H83V160H82ZM89 162H91V161H89ZM121 162V161H120ZM127 162V161H126ZM136 162V161H135ZM135 162H133V164L135 163ZM158 162H163V160L161 159V160H158ZM198 162V161H197ZM22 163V162H21ZM36 163V162H35ZM45 163V162H44ZM129 163V162H128ZM137 163V162H136ZM141 163V162H140ZM167 163H169L168 161H167ZM172 163V162H171ZM171 163H169V164H171ZM182 163H183V161H182ZM7 164V163H6ZM33 164V163H32ZM32 164H30V166L32 165ZM39 164V163H38ZM37 164V165H38ZM42 164V163H41ZM51 164V163H50ZM66 164V163H65ZM82 164V163H81ZM92 164V163H91ZM111 164V163H110ZM120 164V163H119ZM124 164H125V162H124ZM259 164V163H258ZM36 165V166H37ZM80 165V164H79ZM115 165H116V162H115ZM161 165H162V163H161ZM10 166V165H9ZM17 166H19V165H17ZM21 166V165H20ZM105 166V165H104ZM109 166V165H108ZM135 166H137V165H135ZM156 166V165H155ZM165 166V165H164ZM168 166H170V165H168ZM251 166V165H250ZM12 167V166H11ZM70 167V166H69ZM76 167V166H75ZM80 167V166H79ZM111 167V166H110ZM115 167V166H114ZM113 167V168H114ZM122 167V166H121ZM121 167H119V168H121ZM124 167V166H123ZM128 166L126 165V168H127ZM157 167V166H156ZM156 167H154L155 169H156ZM248 167V166H247ZM74 168V167H73ZM83 168V167H82ZM129 168H130V166H129ZM149 168V167H148ZM166 168V167H165ZM165 168L163 167V166H160V167H158V169H157V171H160L161 169L163 170H165ZM174 168V167H173ZM206 168V169H205ZM12 169V168H11ZM76 169V168H75ZM124 169V168H123ZM167 169V168H166ZM175 169V168H174ZM186 169V168H185ZM243 169H247V170H250V169H248V168H246V167H243ZM83 170V169H82ZM85 170V169H84ZM104 170V169H103ZM108 170V169H107ZM121 170V169H120ZM149 170V169H148ZM154 170V169H153ZM168 170V169H167ZM166 170V171H167ZM178 170H179V168H178ZM180 170H182V168L180 169ZM31 172H32V170H30ZM35 171V170H34ZM40 171V170H39ZM78 171V170H77ZM155 171V170H154ZM166 171H163V174H164V172H166ZM261 171H263V172H261ZM44 172V171H43ZM64 172V171H63ZM72 172V171H71ZM120 172V171H119ZM152 172V171H151ZM178 172H180V171H178ZM254 172H256L255 173V175H254V177L253 178H251V179H249V181H251L252 180V182H254V184L255 183H257V182H255V179H257V178H259V177H261L260 175L261 174H264V161L263 162H261L260 163V167H258V168H255L254 169ZM0 173H1V177L0 178H4L5 177V175L6 174H8V171L7 170H3V168L1 167L0 168ZM70 173V172H69ZM177 173V172H176ZM25 173H23V175H24ZM27 174H29V173H27ZM54 174V173H53ZM61 175H62V173H60ZM72 174V173H71ZM30 175V174H29ZM67 175H68V173H67ZM70 175V174H69ZM68 175V176H69ZM114 175V174H113ZM124 175V174H123ZM145 175V174H144ZM17 176V175H16ZM20 176V175H19ZM25 176V175H24ZM60 176V175H59ZM103 176V175H102ZM104 176H105V174H104ZM153 176V175H152ZM198 176H200L199 177V179H196V177H198ZM201 176L203 177L202 179H203V182H200V179H201ZM116 177V176H115ZM15 178V180H16V177H14ZM118 178V177H117ZM139 178V177H138ZM182 178V177H181ZM12 179V178H11ZM18 179V178H17ZM35 179V178H34ZM42 179H43V177H42ZM159 179V178H158ZM213 179L214 180H216V183H215V186H216V188H215V190L213 191V192H211L210 194H208L209 196H208V198L206 199V200H209V202H208V204H207V206L206 207H204L203 209H199V208H191V206L194 204V203H196L199 199H200V196L198 197V195H199V193H200V195H201V187L202 186H209V184L211 183V181H213ZM231 179H234V182H229V180H231ZM261 179V178H260ZM4 180V179H3ZM29 180V179H28ZM38 180V179H37ZM128 180V179H127ZM144 180V179H143ZM148 180H150V179H148ZM164 180V179H163ZM19 181H20V178H19ZM102 181V180H101ZM154 181V180H153ZM8 182V181H7ZM22 182V181H21ZM42 182V181H41ZM107 182V181H106ZM130 182V181H129ZM17 184H18V182H16ZM15 183V184H16ZM108 183V182H107ZM128 183V182H127ZM14 184V185H15ZM42 184H43V182H42ZM212 184V183H211ZM21 185V184H20ZM89 185V184H88ZM102 185V184H101ZM144 185V184H143ZM110 186V185H109ZM6 187V186H5ZM9 187V186H8ZM146 187V186H145ZM154 187V186H153ZM16 188V187H15ZM138 188V187H137ZM137 188H135V189H137ZM141 188V187H140ZM144 188V187H143ZM257 188V187H256ZM259 188H261V187H259ZM101 189V188H100ZM9 190H11V189H9ZM85 190V189H84ZM125 190V189H124ZM195 190V193H194V195H193V191ZM199 190H200V192H199ZM104 191V190H103ZM102 191V192H103ZM106 191H107V189H106ZM135 191V190H134ZM233 191H234V189H233ZM93 192V191H92ZM99 192V191H98ZM105 192V191H104ZM132 192V191H131ZM184 192V191H183ZM241 192V191H240ZM101 193V192H100ZM117 193V192H116ZM96 194V193H95ZM129 194V193H128ZM127 194V195H128ZM132 194V193H131ZM136 194V193H135ZM140 194V193H139ZM3 195V194H2ZM97 195V194H96ZM95 195V197H97ZM126 195V196H127ZM99 196V195H98ZM102 196V195H101ZM227 196V195H226ZM229 196V195H228ZM248 196V195H247ZM6 197V196H5ZM93 197V196H92ZM145 197V196H144ZM143 197V198H144ZM199 198L197 201H195V200H189L190 198ZM233 197V196H232ZM132 198V197H131ZM231 198V197H230ZM92 200H93V198H91ZM106 199V198H105ZM2 200V199H1ZM90 200V199H89ZM89 200H86V201H89ZM129 200V199H128ZM175 200V199H174ZM229 201V200H228ZM232 201V200H231ZM82 202V201H81ZM85 202V201H84ZM129 202V201H128ZM63 203V202H62ZM86 203V202H85ZM139 203V202H138ZM174 203V202H173ZM216 203H218V202H216ZM225 202H223V204H224ZM221 204V203H220ZM247 204V203H246ZM245 203L244 204H242V203H237V204H234L232 207H229V209L228 210H230V211H232L231 209H233V211H236L240 206H243V205H246ZM250 204V203H249ZM4 205V204H3ZM222 205V204H221ZM59 206V205H58ZM9 207V206H8ZM60 208V207H59ZM205 208H206V210H205ZM79 210V209H78ZM251 210V209H250ZM17 211V210H16ZM58 211V210H57ZM70 211V210H69ZM238 211V210H237ZM247 211H248V209H247ZM246 211V212H247ZM65 212V211H64ZM169 212V211H168ZM2 213V212H1ZM35 213V212H34ZM88 213V212H87ZM235 213V212H234ZM7 214V213H6ZM45 214V213H44ZM50 214V213H49ZM121 214V213H120ZM155 214V213H154ZM202 214V218H201V215ZM9 215V214H8ZM46 215V214H45ZM54 215H57V212H54ZM67 215V214H66ZM70 215H72V214H70ZM1 216H2V214H1ZM53 216H50L49 217V215H48V218L47 219H51ZM56 217V216H55ZM72 217V216H71ZM78 217V216H77ZM5 218V217H4ZM44 220V219H43ZM141 220V219H140ZM199 220V221H200ZM51 221V220H50ZM75 222H78V220H76ZM191 223V222H190ZM28 224V223H27ZM44 224V223H43ZM66 224H69V225H71V222L69 221V223H66ZM195 223H191V227L193 226H195L194 225ZM253 224H257L256 226H254V227H252V228H254V229H256V230H258V229H260V227L262 228V226H264V220L262 221V222H257V220L255 221V223H253ZM74 225V224H73ZM223 225V224H222ZM251 225V224H250ZM250 225H248L249 227L247 228V229H245V225L244 226H239L238 228L239 229H241L240 231H246L247 232V236L248 235H260L261 237H264V231L262 230V231H258V232H251L249 229H251V226ZM23 226V225H22ZM28 226V225H27ZM40 226H43V225H40ZM132 226V225H131ZM135 226H137V225H135ZM142 226V225H141ZM20 227V226H19ZM171 227H173V226H171ZM196 228H200L201 226H199V225H197V226H195ZM41 228V227H40ZM94 228V227H93ZM130 228V227H129ZM15 229V228H14ZM23 229V228H22ZM37 229V228H36ZM36 229H35V231H36ZM128 229V228H127ZM138 229H141V227L140 228H138ZM138 229H136V230H138ZM130 230V229H129ZM193 230V229H192ZM198 230V229H197ZM15 231V230H14ZM164 231L165 230H163L162 229V231H161V233H164ZM195 231V230H194ZM228 230H223V235L222 236H219V237H217V238H215L210 244H208V245H206L205 247H201L202 249H203V251L202 252H200L199 250L201 249H197V247H195L194 249H192L189 253H188V255H191L190 253L191 252H193V250H198V251H196L194 254H192L191 255V257H189V259H192L193 258V262H195L194 264H229L233 259H234V261H235V259H237L238 261H241L243 258H245V256L243 255V256H241L240 258H238V257H236V256H234V255H232V256H229V252H227L226 250H227V248H226V246L227 245H229V242H231V239H234V238H236V236H233V235H231V234H229L228 232H227ZM20 232V231H19ZM145 232V231H144ZM25 233V230L23 229V231H22V233L20 234V235H22V234H24ZM198 233H199V231H198ZM29 235V234H28ZM22 237V236H21ZM134 238H141L140 237V234H138V235H136L135 237H129V238H127L123 243H124V245L123 246H125L127 243H131V244H133V239ZM5 240V239H4ZM3 240V241H4ZM149 240H151V239H149ZM2 241V242H3ZM142 241V239L141 240H137L136 241V243H140ZM148 241H144V242H142L141 243V249H140V254H138L137 256H134L132 259H131V261H129V262H127L126 264H129L130 262H132L134 259H135V262L133 263V264H138L139 262H141L147 255V253H144V252H146V250H149L150 248L148 247V245H150V243H147ZM150 242V241H149ZM201 242V241H200ZM135 243V244H136ZM195 244V243H194ZM120 246V245H119ZM122 246V248L124 249V247ZM151 246V245H150ZM189 248H193V245H189L188 246ZM57 248H59V247H57ZM179 248H181V247H178V248H176V249H179ZM51 247H44V248H42L41 249V251L38 253V249H36V251H34L33 253H32V250L33 249H31V252H29V254H27L26 253V256L27 257H30L31 258V260L32 261H35V257L37 256V255H43V253L45 252V250H47V253H54V251H51ZM120 249V248H119ZM167 249H169V248H167ZM183 249V248H182ZM113 249H111V251H112ZM115 250V249H114ZM121 250V249H120ZM161 250H163V249H161ZM160 250V251H161ZM118 251V250H117ZM172 251V250H171ZM173 251H174V249H173ZM181 251V250H180ZM55 252H56V250H55ZM159 252V251H158ZM169 252V251H168ZM32 253V254H31ZM36 253V254H35ZM107 253H108V251H106V252H98L97 254H96V256H101L102 254H105V256H107ZM133 253V252H132ZM151 253V252H150ZM165 253V252H164ZM172 253V252H171ZM179 253V252H178ZM225 253H229V254H225ZM68 254H71V252L70 253H68V252H66L65 254H63V257H65L66 258V256L68 255ZM167 254V253H166ZM170 254V253H169ZM184 254H186V253H184ZM161 255H163V254H161ZM165 255V254H164ZM177 255V254H176ZM179 255H180V253H179ZM187 255V256H188ZM77 255H74L72 258H75ZM95 256V257H96ZM156 256V255H155ZM175 256V255H174ZM184 256V255H183ZM53 257L57 260V258L55 257V255L53 254ZM82 257V256H81ZM81 257H80V259H81ZM157 257H158V255H157ZM165 257V256H164ZM170 257V256H169ZM177 257H178V255H177ZM180 257V256H179ZM78 258H79V256H78ZM148 258H150V257H146V260L148 259ZM153 258V257H152ZM155 258V257H154ZM168 258V257H167ZM184 258V257H183ZM182 258V259H183ZM69 259V258H68ZM68 259L66 260V262L68 261ZM94 259V258H93ZM178 259V258H177ZM180 259V258H179ZM170 260V259H169ZM173 260V259H172ZM236 260V261H237ZM155 261V260H154ZM154 261H153V259H151L150 261H149V259H148V264H150V263H153L154 264ZM166 261V260H165ZM56 262V261H55ZM65 263V261H60V263L62 264V263ZM119 262H123V261H119ZM167 262V261H166ZM177 262H179V260H177L176 261V263ZM168 263H169V261H168ZM171 263V262H170ZM250 263H252V264H264V261H260V260H258V262H254L253 260H251L250 261ZM54 264V263H53ZM57 264H59V262H57ZM146 264V263H145ZM157 264V263H156ZM174 264V263H173ZM183 264V263H182Z\"/></svg>",
    "mask_w": 264,
    "mask_h": 264
}]
</instances>
